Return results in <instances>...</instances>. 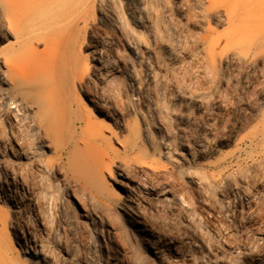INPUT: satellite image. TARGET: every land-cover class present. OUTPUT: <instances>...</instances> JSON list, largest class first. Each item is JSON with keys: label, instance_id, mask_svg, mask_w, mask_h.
<instances>
[{"label": "rangeland", "instance_id": "obj_1", "mask_svg": "<svg viewBox=\"0 0 264 264\" xmlns=\"http://www.w3.org/2000/svg\"><path fill=\"white\" fill-rule=\"evenodd\" d=\"M200 1L115 0L123 28L88 5L78 52L92 75L74 89L61 53L53 77L64 102L52 125L24 118L22 143L37 162L15 141L14 86L0 64V180L14 182L0 219L17 212L37 255L7 241L4 264H264V40L257 51L218 49L209 65L206 33L238 27ZM258 8L254 26L264 25ZM2 29L0 48L10 42ZM129 32L142 41L131 45L138 55ZM95 48L109 71L96 70ZM73 110L103 136L87 145L77 133L61 156Z\"/></svg>", "mask_w": 264, "mask_h": 264}, {"label": "bare ground", "instance_id": "obj_2", "mask_svg": "<svg viewBox=\"0 0 264 264\" xmlns=\"http://www.w3.org/2000/svg\"><path fill=\"white\" fill-rule=\"evenodd\" d=\"M114 2L115 0H0V24L3 28L1 40L10 41L6 46L0 48V64L5 68L4 70L10 76L14 86V94L10 97L11 102L6 104V108L10 119L18 129L15 141L26 159L38 161L37 155L25 150L24 143H22L24 140L23 126H26L23 124L24 118L28 117V112H31L32 116L38 119L43 126H47L48 123L49 127L52 125L50 124V116L55 114L57 116L58 108L64 102L58 90L57 82L53 77L56 62L61 53L63 57L60 66L72 80L73 88L77 89L87 82V78L92 74L87 67L82 65L78 48L89 14L88 5H98L101 20L105 25L115 21L123 28L124 24L121 15L113 7ZM200 2L206 11L222 8L228 23L238 27L237 32L231 35H225L218 31L206 33L204 37L205 53L209 59V65L210 62L212 66L214 65L215 54L218 49L239 48L244 47V45L249 51H257L261 48L264 40V25H254L259 19L258 7H264V0H201ZM231 12L233 13L232 15L228 14ZM126 41L132 53L138 55L135 48L131 46L132 44L138 47L142 45L138 35L129 32V34L127 33ZM38 46H42V48L39 49ZM70 50H73L74 56L66 57V53L69 54ZM93 60L96 63L95 68L97 71H107L112 67V61L103 55L102 51L98 52L96 48ZM127 74L134 79L132 72ZM261 76L264 78V74ZM44 78L47 82H50L47 85L49 88L44 86ZM0 81H2V78H0ZM32 84H37L39 87L35 89L37 93L32 94V97H28L24 88L26 85L33 87L34 85ZM80 93L82 94V92ZM24 99L27 101H25L27 105L23 103ZM29 103L30 107L28 109ZM76 104L79 105L80 100L76 101ZM95 110L98 112L97 109ZM72 112L73 127L70 130V139L58 148L61 156L70 150L71 147H76L74 136L77 133L80 134L87 145L103 136L93 126V123L79 111L73 110ZM35 181L41 182L38 177L35 178ZM12 185H14V182L0 180V197L4 195V190ZM13 214L14 216L0 219V264H4V259H6L5 253L2 255L1 245L7 241L19 243L21 250L25 254L37 258L30 238H28L17 221V212L14 211ZM136 232L144 240H147V231L145 229L136 226ZM145 245L153 254L156 253L154 251L155 248L148 242H145Z\"/></svg>", "mask_w": 264, "mask_h": 264}]
</instances>
